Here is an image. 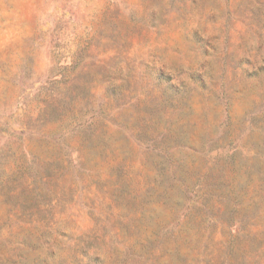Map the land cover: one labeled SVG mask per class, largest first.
<instances>
[{
	"label": "rangeland",
	"instance_id": "rangeland-1",
	"mask_svg": "<svg viewBox=\"0 0 264 264\" xmlns=\"http://www.w3.org/2000/svg\"><path fill=\"white\" fill-rule=\"evenodd\" d=\"M0 264H264V0H0Z\"/></svg>",
	"mask_w": 264,
	"mask_h": 264
}]
</instances>
